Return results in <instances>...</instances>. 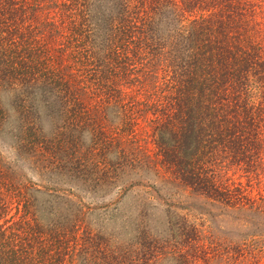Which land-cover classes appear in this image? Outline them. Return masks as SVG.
Listing matches in <instances>:
<instances>
[{
	"label": "trees",
	"instance_id": "16d2710c",
	"mask_svg": "<svg viewBox=\"0 0 264 264\" xmlns=\"http://www.w3.org/2000/svg\"><path fill=\"white\" fill-rule=\"evenodd\" d=\"M1 93L18 151L60 168L87 129L93 183L151 161L155 175L264 236V196L216 172L235 165L264 179V0H0ZM39 109L49 138L34 123ZM139 118L151 148L138 143ZM58 191L0 173V264H75L81 254L84 264H145L144 236L97 242L80 200ZM181 220L172 227L198 240Z\"/></svg>",
	"mask_w": 264,
	"mask_h": 264
},
{
	"label": "rangeland",
	"instance_id": "374dc122",
	"mask_svg": "<svg viewBox=\"0 0 264 264\" xmlns=\"http://www.w3.org/2000/svg\"><path fill=\"white\" fill-rule=\"evenodd\" d=\"M10 100L6 93L0 94L4 116L0 128V173L15 183L58 189L63 192L62 198L73 201L67 196L70 191L83 204L85 222L97 234V242L137 246L144 236L140 239L146 245L149 242L151 249V256L145 255V264H264L263 235L234 220L231 210L223 204L214 203L185 185L171 183L166 174L161 178L155 175L151 161L144 167L126 166L107 183H93L92 178L97 177V152L86 149L90 142L87 129L82 130L76 154L68 150L63 162H59L60 168L51 165L52 160L42 161L37 153L18 151L9 133L14 126ZM37 113L35 125L43 137H51L52 125L50 128L41 109ZM134 128L138 143L151 148L148 119L139 118ZM104 156L113 159L112 153ZM6 168L12 174L8 175ZM216 172L226 179L225 183H238L250 196H264V179L258 183L255 175H247L241 166L225 165ZM181 218L194 225L198 240L186 239L187 235L192 237V231L186 233L172 227ZM85 258L81 254L74 263L84 264Z\"/></svg>",
	"mask_w": 264,
	"mask_h": 264
}]
</instances>
